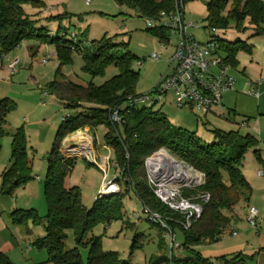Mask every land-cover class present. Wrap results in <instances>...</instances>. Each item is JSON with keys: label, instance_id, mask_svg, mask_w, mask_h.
Instances as JSON below:
<instances>
[{"label": "trees", "instance_id": "16d2710c", "mask_svg": "<svg viewBox=\"0 0 264 264\" xmlns=\"http://www.w3.org/2000/svg\"><path fill=\"white\" fill-rule=\"evenodd\" d=\"M184 1L186 4L192 0ZM118 3L135 9L139 17L154 18L160 12H171L175 0H118ZM205 4L206 20L211 30L227 29L230 22H233L235 29L243 32L248 22L254 37L264 36V1L207 0ZM229 4L232 8L228 10ZM42 5L40 0H0V54L11 52L25 39L35 38L56 45L60 65L72 63L75 52L82 55L85 70L92 75H103L106 67L111 65L119 72L101 86H80L64 78L55 80L49 86L50 92L56 94L66 108L75 110V114L64 118L47 159L48 171L44 182L47 202L45 235L35 243L37 248L46 251V264H131L121 260L117 253L102 251L100 237L90 236L97 226L108 225L122 216V200L130 190L136 193L143 206L150 211L165 219L178 218L155 198L144 181V161L160 149H165L172 157L205 175L202 187L195 191L186 190L184 195L193 197L195 192H199L201 195H209V201L203 205L201 218L188 231L167 220V226L173 232L179 228L183 233V244L180 245L183 255L179 258L173 255L162 257L155 264H248L240 256H235L232 260L223 257L212 261L204 258L199 248L219 242L231 227L236 206L248 199L251 187L242 168L247 153L256 148L258 141L239 131L224 132L216 129L211 130L214 142L207 144L194 133L172 125L152 106L137 104L143 105V108L138 109L137 105H129V98L136 96L134 87L138 74L132 70L135 57L128 51L117 50L122 46L105 38L88 43L83 52L74 38L67 39L65 34L59 38L50 37L43 25H40L43 19L35 17L41 15L40 11L38 14H28L24 9L25 6H30L41 10ZM147 30L158 41L166 40V30ZM214 40L219 43V55L223 63L232 68L238 64L237 55L240 52L251 54L253 50L248 42L230 43L217 37ZM122 100L124 103H121ZM115 103L121 106L123 125L120 137L112 132L107 117L109 107ZM14 108V104L8 100L0 102V140L4 136L7 116ZM99 126L108 128L104 138L106 145L115 154L113 163L117 164L120 172L124 170L129 175L126 176L124 172L121 173V179L116 178L115 182L124 183V189L120 193L102 197L99 195L93 207L87 210L82 204L78 188L66 186L65 179L70 174L75 159H67L62 155L61 143L68 134ZM253 152L258 157L259 151ZM10 161L0 178V191L7 196L12 195L17 187L29 179L22 128L17 129L12 136ZM126 177H130L134 185L129 180L125 181ZM12 216L18 224L29 216H33L36 222V215L32 210L14 211ZM68 232H72L75 239V247L72 249L65 248ZM80 247L87 248L85 261L81 257ZM0 264H12L2 252Z\"/></svg>", "mask_w": 264, "mask_h": 264}, {"label": "rangeland", "instance_id": "374dc122", "mask_svg": "<svg viewBox=\"0 0 264 264\" xmlns=\"http://www.w3.org/2000/svg\"><path fill=\"white\" fill-rule=\"evenodd\" d=\"M40 1L43 4L41 10L30 6H25L24 9L28 14H38L40 11L41 15L35 17L43 19L40 25H43L50 37L59 38L65 34L67 39L74 38L83 52L88 43L105 38L117 46H122L117 50L130 52L135 57L132 70L138 74L134 87L136 95L151 91L166 71L174 52L175 40H171L170 48L161 51L158 39L147 30L145 18L139 17L137 11L127 4H120L118 0H90L89 4H86L85 0ZM206 1L192 0L185 4L186 20L194 25L189 29V33L197 42L205 43L215 37L230 43L248 42L252 46H259L260 54H264V36L254 37L248 22L243 32H238L233 22H230L227 29L211 30L206 20ZM231 8L229 4L227 9ZM154 53L160 54L159 60L150 59ZM48 56L52 57L43 64V60ZM251 57L252 54L245 52L237 55L238 64L230 70L233 79L238 80L237 76L242 75L243 67ZM15 59L19 60V65L16 72L10 74L7 68ZM139 61L142 62L140 67ZM85 67L82 55L75 52L72 63L60 65L56 45L35 38L25 39L11 52L0 54V102L8 100L15 106L7 116L4 136L0 140V178L11 163L12 136L19 128L23 129L25 135L26 161L29 166V179L17 187L12 195H3L0 191V223L9 228L14 239L12 244L0 237V252L4 253L12 264H46L48 260L46 251L35 246L45 235L47 202L44 182L48 171L47 159L64 118L75 114V110L66 108L56 94L50 92V84L64 78L80 86H101L119 73L112 65L106 67L103 75H92ZM122 102L124 103L123 100ZM116 105L115 103L109 107L107 117L112 132L116 137H120L123 125L120 108L117 118L119 121L111 118L114 108L118 107ZM149 106L155 111H160L172 125L194 133L207 144L214 142L211 130L240 131L241 134L244 132L239 127L240 123L245 121L244 117L233 114L214 115L210 112L204 114L195 109L179 108L173 91L163 94L161 101ZM137 108H143V105H137ZM107 132L108 128L105 126L96 129L85 128L83 131L66 135L61 143L62 155L67 159H75L73 168L65 179L66 186L78 188L82 204L87 210L93 207L103 184L107 186L117 177L121 179L124 172L126 176L129 175L127 171L120 172L113 167L115 154L106 145L104 137ZM251 154L250 150L248 156ZM99 160V167L106 172L96 164ZM144 173V181L148 185L146 170ZM37 178H41V181ZM124 179L134 185L130 177ZM115 185L119 189L117 193L124 189V183L115 182ZM195 193L192 198L197 199L201 194ZM122 204V216L119 219L111 221L108 225L97 226L90 235L100 237L102 251L117 253L121 260L131 264H155L156 260L162 257L173 255L179 258L183 255L180 247L170 248V238H164L165 231L144 214L143 204L133 190L125 194ZM31 210L36 215V222L33 216H29L23 223L18 224L12 216L14 211ZM229 231L228 229L222 236L223 243L230 238ZM174 234L177 244L182 245V231L176 228ZM74 247V236L72 232H68L65 248ZM203 247L210 249L222 246L212 244ZM79 251L85 261L87 248L80 247ZM232 258L229 257V260Z\"/></svg>", "mask_w": 264, "mask_h": 264}, {"label": "built area", "instance_id": "2783aa9c", "mask_svg": "<svg viewBox=\"0 0 264 264\" xmlns=\"http://www.w3.org/2000/svg\"><path fill=\"white\" fill-rule=\"evenodd\" d=\"M85 2L89 4L90 0ZM145 25L147 29L166 30V40H159L161 51L171 47L172 39L176 44L168 67L155 87L148 93L129 98V105H153L161 101L163 94L173 91L179 108L195 109L208 114L213 108L221 107L223 96L234 91L236 80L230 76L231 67L224 64L219 55V43L214 39L199 43L189 33V29L194 25L186 20L185 1L175 0L171 12H160L154 18H145ZM49 57L52 56H48L42 63L46 64L50 60ZM150 59L157 61L160 54L154 53ZM18 64V59L13 60L7 68L8 72L15 73ZM138 65L140 67L142 62L139 61ZM262 84L264 82L261 80L247 81L244 85L246 94L258 98ZM120 107L114 108V114L111 116L116 122L119 121L117 118ZM113 167L117 168V164H113ZM144 168L148 185L155 198L178 218L165 219L150 211L145 205L143 212L150 221L165 231L164 238L167 236L170 238V248L177 249L180 245L176 242L173 230L167 226V220L188 231L201 218L203 205L209 201V195L194 199L192 196L186 197L184 192L202 187L205 184V175L187 163L173 158L165 149H160L146 158ZM257 175L264 176V172L258 171ZM37 179L40 181V178ZM115 180L102 187L99 194L101 197L117 194L119 189L115 185ZM260 222L258 210L250 207L247 215L248 225L256 228Z\"/></svg>", "mask_w": 264, "mask_h": 264}, {"label": "crops", "instance_id": "0c3cea01", "mask_svg": "<svg viewBox=\"0 0 264 264\" xmlns=\"http://www.w3.org/2000/svg\"><path fill=\"white\" fill-rule=\"evenodd\" d=\"M153 1L159 2V0ZM258 48L259 46L253 45L251 53L253 57L244 65L242 75L237 76L238 80H236L234 91L223 96L221 107L213 108L210 111L214 115L233 114L244 117L245 121L239 125L245 132L242 134L254 137L258 141L254 150L259 151L258 157L254 154V150H251L250 156L247 153L245 157L242 173L251 187V193L246 201L240 202L235 208V217L229 229L230 238L225 243L222 240L212 243L222 246L219 248H199L201 255L212 261L223 257L229 259V257L240 256V258H245L248 264H264V176L257 175L258 171L264 172V84L260 88L261 94L258 98L248 96L244 88L245 83L249 80L264 82V54L261 55ZM262 53H264V49H262ZM99 162L100 160L96 163L98 167ZM99 169L101 168L99 167ZM250 207L258 210L261 220L256 228L250 227L247 223ZM0 237L2 240L14 244L11 231L2 223H0Z\"/></svg>", "mask_w": 264, "mask_h": 264}, {"label": "bare ground", "instance_id": "6f19581e", "mask_svg": "<svg viewBox=\"0 0 264 264\" xmlns=\"http://www.w3.org/2000/svg\"><path fill=\"white\" fill-rule=\"evenodd\" d=\"M79 136H80V135H79ZM79 136H77V137H79ZM80 138H81V136H80ZM80 138H79V139H80ZM81 151H82V155H84V154H83V151H84V150L82 149Z\"/></svg>", "mask_w": 264, "mask_h": 264}, {"label": "water", "instance_id": "95a60500", "mask_svg": "<svg viewBox=\"0 0 264 264\" xmlns=\"http://www.w3.org/2000/svg\"><path fill=\"white\" fill-rule=\"evenodd\" d=\"M76 157H78V156H76Z\"/></svg>", "mask_w": 264, "mask_h": 264}]
</instances>
